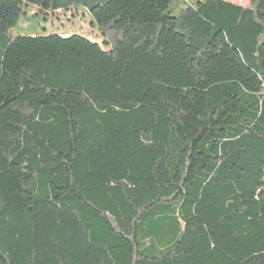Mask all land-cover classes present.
Returning a JSON list of instances; mask_svg holds the SVG:
<instances>
[{"label":"trees","instance_id":"trees-1","mask_svg":"<svg viewBox=\"0 0 264 264\" xmlns=\"http://www.w3.org/2000/svg\"><path fill=\"white\" fill-rule=\"evenodd\" d=\"M0 264H264V0H0Z\"/></svg>","mask_w":264,"mask_h":264},{"label":"rangeland","instance_id":"rangeland-1","mask_svg":"<svg viewBox=\"0 0 264 264\" xmlns=\"http://www.w3.org/2000/svg\"><path fill=\"white\" fill-rule=\"evenodd\" d=\"M230 3L248 7L250 0H224ZM24 14L10 29L11 36L19 35H48L56 33L59 35L78 34L93 43H97L103 50H108L109 47L103 44V38L100 36L96 25H92L93 19L88 11L78 7L74 10H79V13L70 11H48L40 10L34 5H24L22 8ZM84 14V15H82Z\"/></svg>","mask_w":264,"mask_h":264},{"label":"crops","instance_id":"crops-1","mask_svg":"<svg viewBox=\"0 0 264 264\" xmlns=\"http://www.w3.org/2000/svg\"><path fill=\"white\" fill-rule=\"evenodd\" d=\"M241 6V5H240ZM244 7V6H243Z\"/></svg>","mask_w":264,"mask_h":264}]
</instances>
